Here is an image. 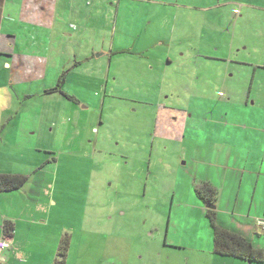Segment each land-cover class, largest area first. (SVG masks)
<instances>
[{"label": "rangeland", "instance_id": "1", "mask_svg": "<svg viewBox=\"0 0 264 264\" xmlns=\"http://www.w3.org/2000/svg\"><path fill=\"white\" fill-rule=\"evenodd\" d=\"M7 1L0 171L27 181L0 193V216L67 233L66 264H209L213 233L195 188L215 189L217 221L229 220V201L247 203L250 191L225 173L264 130V87L232 10L217 22L204 11L215 4L158 7L151 22L147 2L68 0L92 17L58 25L70 28L62 41L42 39L28 14L46 0ZM62 76L66 92L44 94Z\"/></svg>", "mask_w": 264, "mask_h": 264}, {"label": "crops", "instance_id": "2", "mask_svg": "<svg viewBox=\"0 0 264 264\" xmlns=\"http://www.w3.org/2000/svg\"><path fill=\"white\" fill-rule=\"evenodd\" d=\"M47 1V0H46ZM42 1L37 4H28V14L34 17L37 24L40 26L39 31L42 33L44 27L48 33H43L42 39H46L49 35L52 39L59 38L64 41L69 38L70 40V28L67 26L57 27L58 25H64V23H71L76 17L79 19L92 17L91 11L84 15L82 11L76 15V7L90 6V4H69L68 0H65L67 4H61L60 0H56L55 4H49L51 2ZM124 1V0H117ZM131 2H137L140 5L151 4V22L162 18V14L159 13L158 7H175L184 10L201 11L203 7L197 4H215L204 11L214 9L217 13L213 16V21L217 20L224 22L227 19L229 11L232 10L235 20L233 23L234 35L235 33L240 35L239 45L240 50L243 52H254V60L249 63L252 66L253 72L256 75L257 71L260 73V85L264 87V0H129ZM215 2V3H214ZM7 4H10L7 0H2L0 4V13L4 12ZM19 4H22V0ZM177 4H184L179 6ZM99 6L98 14L101 17L102 14H107V11L103 12V8L107 7V4H96ZM115 7V17L118 18L120 13V4ZM62 19V20H61ZM3 19H0V25H2ZM63 23H62V22ZM231 23V24H232ZM239 31L237 32V30ZM52 31V35L49 33ZM39 35V34H38ZM67 82L65 78L63 86ZM45 91L47 86L44 87ZM62 87L60 90L63 91ZM52 89V88H51ZM66 92V91H63ZM260 101V99H259ZM261 105H264V97L261 99ZM264 120V118H263ZM262 138V144L249 145L246 148L244 154V162L242 163L243 169L239 167H233L232 172L225 174H231L229 184H234L237 175H240L239 179L240 188L242 182L245 180V186L250 191L248 202L247 199L238 204V198L234 201H229L227 205L230 208L228 211L229 220L222 221L218 224L229 231H233L248 240L253 249L256 252L262 254V263H249L230 257H220L213 253V248L208 250L209 264H264V233L259 230L256 225V221L264 218V130L259 131ZM249 135L247 138H251ZM240 157V156H239ZM238 157V158H239ZM1 166V165H0ZM238 168V169H237ZM223 169V168H221ZM228 169V168H227ZM2 170V169H0ZM0 175H21V174H9L4 171H0ZM24 176V175H23ZM222 186L228 183V179L222 180ZM218 195V193H217ZM217 198V197H216ZM220 202V196L217 198ZM216 199V202H217ZM231 202V203H230ZM215 211L219 209L218 203H216ZM229 210V209H228ZM11 216L8 214L0 216V237L5 236L3 231L4 222H10ZM11 223V222H10ZM12 232L11 236L7 237L9 248L2 255V261L0 264H53L57 256L58 246L62 238L69 235L64 233L60 235L53 227L44 226L43 224H35L29 226L28 224L17 221L11 223ZM70 244V240H69ZM69 250V249H68ZM68 254V252H67ZM67 257V255H66ZM66 257L64 259L66 264ZM61 259V258H60ZM68 264V262H67Z\"/></svg>", "mask_w": 264, "mask_h": 264}, {"label": "trees", "instance_id": "3", "mask_svg": "<svg viewBox=\"0 0 264 264\" xmlns=\"http://www.w3.org/2000/svg\"><path fill=\"white\" fill-rule=\"evenodd\" d=\"M2 0H0V4ZM63 76L56 83L55 87L45 93H55L60 91L63 84ZM70 98V97H68ZM1 134V131H0ZM27 177L23 175H0V193L17 191L26 183ZM196 197L203 203L214 206L216 202L217 192L215 189L204 184L195 188ZM204 214L209 221L213 233V253L220 257H230L249 263H262V254L256 252L251 243L236 232L224 229L218 224L217 213L212 209L204 210ZM3 231L5 237L11 236L12 226L10 222H4ZM69 249V238L65 236L61 239L57 256L53 264H65V257Z\"/></svg>", "mask_w": 264, "mask_h": 264}, {"label": "built area", "instance_id": "4", "mask_svg": "<svg viewBox=\"0 0 264 264\" xmlns=\"http://www.w3.org/2000/svg\"><path fill=\"white\" fill-rule=\"evenodd\" d=\"M256 225L259 228L261 232L264 233V220H258L256 221ZM9 248V243L8 240L6 239L5 236L0 237V261H2V255L6 250Z\"/></svg>", "mask_w": 264, "mask_h": 264}, {"label": "water", "instance_id": "5", "mask_svg": "<svg viewBox=\"0 0 264 264\" xmlns=\"http://www.w3.org/2000/svg\"><path fill=\"white\" fill-rule=\"evenodd\" d=\"M205 208L206 209H212V210H214L215 209V206H210L208 204H205Z\"/></svg>", "mask_w": 264, "mask_h": 264}]
</instances>
